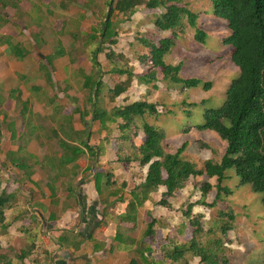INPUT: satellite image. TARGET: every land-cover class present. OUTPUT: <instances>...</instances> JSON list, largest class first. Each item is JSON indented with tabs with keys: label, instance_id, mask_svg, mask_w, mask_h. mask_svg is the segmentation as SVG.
Segmentation results:
<instances>
[{
	"label": "rangeland",
	"instance_id": "1",
	"mask_svg": "<svg viewBox=\"0 0 264 264\" xmlns=\"http://www.w3.org/2000/svg\"><path fill=\"white\" fill-rule=\"evenodd\" d=\"M107 1L22 0L19 9L12 7L5 12L11 22L3 25L4 27L0 30V39L12 36L13 42L27 52L24 60L20 61L15 55L9 53L6 45L0 44V110L4 109L8 114V122L16 124L18 136L28 132L31 123L32 126L42 129L38 135L43 137L44 141L46 137L51 136V129L58 127V122H64L65 115L72 114L77 107L90 110L89 91L84 89L83 85L85 74L93 72L90 61L91 49L96 46L100 38L92 41L94 43L92 45L89 35L94 29L100 30L101 21L105 19L108 12ZM213 1L179 0L180 4L187 5L191 12L199 14L198 26L206 33L207 42L206 45L198 43L195 40L196 30L186 23L182 32L178 33L177 46L166 57L167 64L182 65V78L213 83L210 91H205L203 87L184 90L180 85L162 83L155 89L136 80L125 95L115 102L112 101L108 92L109 88L116 83L126 81L127 77L109 73L112 67L106 54L109 49H113L117 55H120V60L123 59V64L133 70L137 78L143 76L147 71V66L140 62L139 57L145 53V50L138 43V37L148 36L156 38L157 41L160 40L153 21L155 15L162 13L161 10H148L144 6L140 7L130 21L123 22L117 27L119 44L114 47L106 44V51L99 55L100 64L104 70L103 82L105 84L100 97V107L110 111L119 105L124 106L128 100L133 102L144 100L157 104L160 116L158 119L150 118L149 122L162 127L167 133L165 151L175 153L184 142H189L184 158L195 163L200 169L204 167L206 161L220 162L227 150L226 142L217 133L199 129V126L204 124V113L209 108H220L226 99L228 88L234 80L241 76L240 68L232 61V48L222 44V39L229 36L231 30L226 21L214 16ZM117 15L115 14L113 18L115 24L120 22ZM58 46L64 48L66 55L56 59L54 70H51L53 83L49 84L41 65H47L46 58L52 55ZM37 86L40 90L36 88ZM16 88L22 90L23 100H30V113H26L25 117L21 115V104L12 99V92ZM202 101L208 102L201 105ZM191 104L195 106L192 107ZM55 106L58 107V111ZM74 123L81 128L88 125L91 129L98 127L97 122H91V116L81 120L80 114L74 115ZM5 129L6 126H4ZM8 132L5 130L6 138L3 140L2 147L0 145L1 152H3V146H8L10 143ZM93 133V139L97 141L100 134ZM143 141L144 133L141 129L138 130V137L131 134V141H128L125 148L123 147V152L117 154L118 131L113 128V133L107 143L119 159H129L123 163L126 164L125 174L130 179V185L128 183L130 189L144 178L148 171L147 168L141 169L138 163H131L138 153L137 147ZM47 150L49 154L52 152L54 162L62 154L57 140L49 143ZM39 158L41 160L43 157L39 156ZM85 158L93 167L94 164L90 158L87 155ZM62 171L67 172V170ZM39 173L45 176L40 169ZM0 174H2L1 180L3 179L0 186L1 192L7 184L4 181L6 172L1 166ZM132 177L135 180H132ZM227 177L223 187H226L230 194L224 192L222 201H219L214 208L195 203L201 201V190L207 183H210L214 190L205 201L209 204L215 202L217 179H209L207 176L198 179L191 178L185 190L177 193L174 199L168 200L172 206L163 210L167 217L161 218L167 226L160 222L162 227L159 226L158 230H160L154 241L161 244V241H167L171 235L170 241H174L177 237L176 242L179 244L190 243L193 238V227H191L190 220L185 217V213L190 204H195L192 215L202 217L200 219L204 232L198 238L202 245L213 248V244L209 245V242L222 239L225 243L224 250L231 264H264V195L255 192L251 185H242L235 169L230 170ZM64 179L67 180V178ZM121 183L117 187H120ZM60 197L64 198V193H61ZM161 198L159 196V199ZM154 206L157 207L156 210L159 209L158 201L154 202ZM115 208L120 209L121 203H118ZM222 211H232L236 215L234 228L226 235L219 229L223 224L220 218ZM152 218L153 216H150V220ZM7 221H9L8 218ZM21 233L24 236L16 231L15 236L19 237L10 239L11 245L8 244L5 247L2 238L4 234L0 232V256L10 258L14 264H19L15 263L17 255L22 249L30 247L33 240L41 241L42 245L46 246L42 240L46 239L45 232L37 235L26 231H21ZM36 245L38 249L35 253H38L37 251L41 248L38 244ZM166 247L171 249L169 245ZM156 251L159 252V248H156ZM185 260L188 264H200V259L194 258L190 252L186 254ZM2 263L0 259V264Z\"/></svg>",
	"mask_w": 264,
	"mask_h": 264
},
{
	"label": "trees",
	"instance_id": "2",
	"mask_svg": "<svg viewBox=\"0 0 264 264\" xmlns=\"http://www.w3.org/2000/svg\"><path fill=\"white\" fill-rule=\"evenodd\" d=\"M8 1L20 2V0H0V3L6 6ZM213 3L214 16L226 21L231 30V34L222 39V44L232 48V61L240 68L241 76L234 80L228 88L223 105L218 109H206L204 113V124L199 126V129L217 133L226 142L227 150L220 162L206 161L202 169L184 158L189 146L187 141L175 153L165 151L164 144L167 133L162 127L149 122L150 118L158 119L160 116L157 104L140 100L124 106L119 105L110 111L100 107V97L105 84L103 82L104 70L99 60V55L106 51V44L111 47L119 44L117 27L123 22L130 21L140 7L144 6L148 10H161L162 13L155 15L153 24L161 32H173V36L162 38L159 41L154 37H138V43L145 50V53L139 57L140 62L147 66V71L143 76L137 78L133 70L123 64V59L120 60V55H117L113 49H109L106 54L112 67L109 73L127 77L126 81L116 83L109 88L108 92L112 101L115 102L125 95L136 80L155 89L162 83L180 85L184 90L203 87L205 91H210L213 83L203 82L199 79H184L181 76V64L172 65L166 62L167 55L177 46L179 40L177 31H182L186 23L196 30L195 40L201 45H206L207 35L198 26L199 14L191 12L188 6L180 4L179 0H108L106 3L108 12L105 19L101 21L100 30L94 29L89 35L91 44L92 41L100 38L96 46L91 49L90 61L93 72L85 74L83 85L84 89L89 91L88 102L91 108L88 111L77 107L71 115L64 116L63 123L58 122L59 132L63 134V137L59 139V146L64 151V156L60 159L61 167L78 164L75 166L76 171L79 169L81 157L87 155V150L94 162L99 158L98 152L101 150L98 148L96 151L88 144L91 133L68 134L67 132L73 126L74 115L80 114L81 120L91 116L93 122H99L101 131L107 132L108 141L113 133V128L117 129L119 138L117 154L123 152V147L125 148L128 141H131V134L138 137V130L142 129L144 141L137 147L138 153L131 163H138L141 169H148L145 182L136 185L129 191L130 198L125 196L128 189L126 182L121 183L120 187L117 188L112 173L96 172V188L101 204L105 208L103 213L105 225L108 224V220H120L137 225L139 210L151 200L152 194L157 192L160 187H165L166 191L158 202V206L171 208L172 205L168 200L174 199L177 193L185 190L191 178L198 179L207 176L209 179H217L215 202L209 204L205 201L214 190V187L207 183L202 187L201 201L195 203L214 208L219 201H222L224 192L230 194V191L223 187V184L228 178L227 173L232 169H235L242 185H251L255 192L264 195V0H214ZM15 6L18 7V5ZM115 14H118L117 16L120 18L118 24L113 22ZM7 23L8 20L0 16V29ZM97 32H99V36H97ZM0 43L8 45L10 51L18 58L23 59L27 55V52L21 49L19 45L14 44L10 37H2ZM65 55L64 48L58 46L55 52L46 58L47 65H41L49 84L53 83L52 71L56 59ZM121 58L123 57L121 56ZM67 98L71 99L70 96ZM12 99L21 104L22 116L25 117L26 113H30V101L23 100L22 90L18 88L14 90ZM207 102L202 101L201 105H205ZM190 106L193 107L195 104ZM55 107L58 111V107ZM54 118L56 119L55 116ZM0 120V144L4 137V126L11 132V140L16 139V124L7 121L6 113H0ZM80 136L79 145L70 144V141H79ZM12 156L13 154L10 153V157ZM32 159L35 157L31 155L15 157L12 165L21 170H26L25 174L27 178H30L33 175V166L30 165ZM120 160L123 163L129 159ZM7 166L8 164L3 165V167ZM16 199L15 193L9 195L6 190H1L0 232L7 233L11 227L7 221L6 210L10 206L12 207ZM118 203H121L123 210L112 213V210H117L115 207ZM195 204H190L185 213V217L190 220L191 227H193L192 240L187 245L177 243L176 239L171 241L172 248L163 250L164 261H171V264H180V262L188 264L185 259L186 254L190 252L194 258L200 259V264H231L224 250L225 243L222 239L209 242V245L213 244V248L202 245L198 241L204 229L201 225L200 218L202 217H193L192 215ZM21 216L16 217V221ZM220 218L223 224L219 229L226 235L233 230L236 215L232 211H222ZM159 223V220L152 218L143 235L144 241L146 239L152 242L155 240ZM67 236L60 238V244L70 243L71 237ZM114 241L119 246L126 248L131 245L120 233ZM36 249L37 245L33 240L30 247L17 255V263L26 264L25 260L30 258ZM146 250L149 253L152 252L150 248ZM139 255L145 264H152L146 259L145 251L139 252ZM0 259L3 261L2 264H14L8 257L0 256ZM131 264L141 263L133 259Z\"/></svg>",
	"mask_w": 264,
	"mask_h": 264
},
{
	"label": "crops",
	"instance_id": "3",
	"mask_svg": "<svg viewBox=\"0 0 264 264\" xmlns=\"http://www.w3.org/2000/svg\"><path fill=\"white\" fill-rule=\"evenodd\" d=\"M8 2L6 6L0 3V16L10 23L11 21L5 12L15 5H18V7L15 6L14 8L19 9L22 0L18 3L12 1ZM155 29L160 39L171 38L173 36V32L171 31L161 32L156 27ZM179 32L182 31L178 30L177 33ZM164 33L166 34L163 35ZM5 37H10L12 42L14 40L12 36ZM6 46L9 53L14 55L10 51L8 45ZM16 58L20 61L24 60V58ZM36 88L38 89V86ZM132 102L133 101L128 100L124 105ZM0 113L6 112L4 109H1ZM91 122H93L92 117ZM97 124V129H91L90 125L81 128L73 123L72 128L67 131L68 134L82 132L91 133V139L88 144L96 151L98 148L101 150L98 152V160L94 162L93 159L90 158V154L87 152L88 150L85 149L87 150V156L94 165L91 167L88 164L85 155L81 157L79 161L81 163L80 166H78L79 169L76 171L75 166L78 164L61 167L60 159L64 156L63 150L56 162L53 161L52 152L49 154L47 150L49 148V143L54 140H57L59 146L58 139L63 137V134L59 132V127L52 128L50 132L51 136L46 137L44 141L43 137L38 135L41 133L42 129L37 126L34 127L31 124H29V126H31L29 131L19 136L16 127L17 138L14 140H11V132H8L9 135L7 136L10 137V143L8 146H3V152L0 151V160L2 161L0 166L3 168V171L6 172V179H4V181H6L7 184L4 190H6L9 195L15 193L17 199L12 204V207L10 206V208L6 210V216L9 220L8 223L11 224V227L7 233L2 232L4 234L2 237L4 246L7 247L8 244L11 245L10 239L19 237L15 236L16 231L21 236H24L21 231L25 232L29 230L28 233L31 232L33 235L45 232L46 239L42 240L45 242L46 246L42 245L41 241H37L36 244L39 245L41 250L37 251L38 253L34 252L30 258L26 259V264L30 262L32 264H38L40 261L41 263L39 264H131L133 259L140 261L141 264H145L144 260L141 259L139 255L141 251H145V257L149 263L171 264V261H164L163 258V250L168 249L166 246L169 245V248H172V240H169L171 235L167 238V241H161V244L160 242H152L149 239L144 241L143 239L147 226L152 221V219L150 220V216H153V218H156L167 226V223L161 219L162 217H167V215L163 213L165 208L160 206L158 207L159 209L156 210L157 207L154 206L155 201L159 202L161 200L159 196L162 197L163 193L166 191L165 187H160L157 192L153 193L151 200L139 210L137 225L131 222H121L120 220H108V224H104L103 213L105 208L101 204L99 193L97 192L96 172L112 173L115 175L113 181L117 182V185L121 182H126L127 185L128 183L130 185V179L125 174V172H127L125 169L126 164L121 162L117 154H114L112 148L107 144V132L101 131L100 123L97 122ZM93 132L100 134L97 141L93 139ZM5 138L6 134L4 132V137L0 144L1 147ZM80 140L81 136L79 137V141H70V144L77 146ZM10 153L13 154L12 157H10ZM112 154H114V157H112ZM29 155L34 156L35 159L30 161V165L33 166V175L27 178L25 174L26 170H21L13 166L12 162L15 157H28ZM39 156L43 158L40 160ZM83 159L85 161H83ZM5 164H8V166L3 167ZM39 169L44 172L45 176L39 173ZM62 170H67V172H63ZM146 176L147 174L137 182L136 185L144 183ZM1 177L2 174H0V183L3 181ZM64 178H67V180L65 181ZM133 179L135 180V178L132 177V180ZM130 190L131 189L128 188L125 192V196L128 198H130ZM61 193H64V198L60 197ZM156 196H158L157 199ZM117 210H123V207L120 209L117 208ZM113 211L114 210H112V213ZM20 215L22 216L16 221V217ZM171 232L172 230L169 234H171ZM118 233H120L131 245L127 246V248L125 246H119V244L114 241ZM66 235L71 237L70 243L60 244V238ZM176 238L177 237L174 239ZM149 248L152 251L151 253L146 250ZM156 248H159V252L156 251ZM23 250H25V248L22 249V251ZM17 261L18 260H16L15 263H17Z\"/></svg>",
	"mask_w": 264,
	"mask_h": 264
}]
</instances>
